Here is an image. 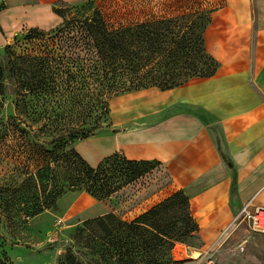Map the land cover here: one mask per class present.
Returning <instances> with one entry per match:
<instances>
[{"label": "crops", "instance_id": "1", "mask_svg": "<svg viewBox=\"0 0 264 264\" xmlns=\"http://www.w3.org/2000/svg\"><path fill=\"white\" fill-rule=\"evenodd\" d=\"M60 1L72 0H0V47L22 30L60 24ZM205 45L220 64L214 76L121 96L112 133L79 149L92 167L114 154L159 162L170 193L189 199L200 242L193 257L264 264V235L236 221L245 205L264 207V0H228Z\"/></svg>", "mask_w": 264, "mask_h": 264}, {"label": "trees", "instance_id": "2", "mask_svg": "<svg viewBox=\"0 0 264 264\" xmlns=\"http://www.w3.org/2000/svg\"><path fill=\"white\" fill-rule=\"evenodd\" d=\"M217 9L186 8L180 13L118 28L110 27L101 13L95 11L81 25L71 29L83 41L87 56L80 58L63 52L36 59L42 81L47 70L51 74L54 83L48 93L51 99H56L57 104L64 99V104L71 109L82 107L84 115L79 122L64 129L54 128L53 147L47 151L49 155L43 164L35 166L26 159L19 174L23 177L22 185L43 189V192L51 186L53 197L48 203L38 202V195L22 196L21 211L37 215L53 207L55 198L66 189L86 192L98 200L107 199L160 165L155 161H132L123 154H114L92 167L71 145L76 140L88 139L100 127L101 114L90 120L95 101L99 110L107 114V101L114 97L151 88L172 90L193 79L214 76L220 64L206 49L205 33L212 22L210 15ZM54 11L64 18V9ZM57 80L66 85L64 92L57 89ZM36 94L41 98L40 93ZM24 109H28L27 105ZM29 128L33 129L30 126L18 128L21 130L17 137L27 153H31L30 148H37L29 142L32 136ZM5 206L11 215L10 209L15 205L7 202ZM94 227L109 240L116 254L119 253L121 264H179L172 259L175 243L199 231L189 199L182 191L172 194L132 222H124L113 213L87 220L77 236ZM0 264H8L6 256L0 255ZM70 264L80 263L71 256Z\"/></svg>", "mask_w": 264, "mask_h": 264}, {"label": "rangeland", "instance_id": "3", "mask_svg": "<svg viewBox=\"0 0 264 264\" xmlns=\"http://www.w3.org/2000/svg\"><path fill=\"white\" fill-rule=\"evenodd\" d=\"M177 1H60L54 6V9H64L65 16L61 17L60 24L51 29L22 30L0 47V255L6 256L8 264H70L71 256L80 264H121L118 261L119 253L116 254L100 230L94 227L81 236H77V231L85 221L109 213L124 222H132L172 195L163 167L155 165L142 178L107 199L98 200L86 192L66 189L55 198L53 207L32 216L21 211L24 204L22 196L38 195V202L50 203L52 187L48 186L43 192V189L35 190L22 185L23 177L19 174L26 165V159L34 162L35 166L43 164L44 158L49 155L47 151L53 147L51 141L55 127L64 129L79 122L84 115L82 107L71 109L64 104V99L58 104L56 99H51L48 94L54 88L51 74L47 70L42 81L43 75L38 72L36 59L62 55L63 52L74 57L87 56L83 41L71 29L81 25L95 11L101 13L110 27L118 28L180 13L186 8L217 7L210 15L213 21L228 4V0H180L182 2L179 4ZM57 85V89L64 92L66 85L60 84L59 80ZM36 91L41 94V98ZM121 96L107 101V114L99 110L100 106L94 102L93 118L90 120L100 114L102 120L100 127L89 138L112 133L111 111ZM24 105L28 109L25 110ZM22 122L24 125H21ZM27 126L33 128H29L32 130L29 142L37 146L34 150L30 148L31 153L25 152L26 149L17 139L21 130L18 128ZM85 140H76L71 147L88 163L79 149ZM7 202L15 205L13 210L10 209L11 215H8L9 210L5 206ZM199 246L196 234L175 243L173 261L179 264H209L207 258L198 259L199 256L195 258L191 255Z\"/></svg>", "mask_w": 264, "mask_h": 264}, {"label": "built area", "instance_id": "4", "mask_svg": "<svg viewBox=\"0 0 264 264\" xmlns=\"http://www.w3.org/2000/svg\"><path fill=\"white\" fill-rule=\"evenodd\" d=\"M237 222L246 223L253 233L264 235V207L245 205L236 218Z\"/></svg>", "mask_w": 264, "mask_h": 264}]
</instances>
